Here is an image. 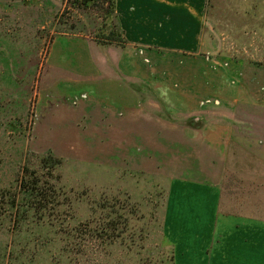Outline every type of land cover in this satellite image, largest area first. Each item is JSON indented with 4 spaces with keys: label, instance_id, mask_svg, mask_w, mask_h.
Listing matches in <instances>:
<instances>
[{
    "label": "rangeland",
    "instance_id": "rangeland-1",
    "mask_svg": "<svg viewBox=\"0 0 264 264\" xmlns=\"http://www.w3.org/2000/svg\"><path fill=\"white\" fill-rule=\"evenodd\" d=\"M102 21L68 0H0V264H186L170 226L166 232L169 181L151 160L154 150L145 141L105 137L99 128L92 133L89 120L72 111L87 77H71L82 84L75 88L61 83L67 72L51 61L50 52H72L54 45L58 34L94 41L107 29ZM203 22L198 58L169 55L159 66L180 84L194 79L190 67L199 68L204 100L239 87L236 104H211L202 113L234 130L221 209L264 219V0H207ZM27 173L39 176L48 195L36 212L19 190ZM102 206L118 211V237L108 242L88 236L107 219ZM223 222L217 226L213 211L190 221L196 235L188 240L189 264L240 263L224 251L241 242L226 239Z\"/></svg>",
    "mask_w": 264,
    "mask_h": 264
},
{
    "label": "crops",
    "instance_id": "crops-1",
    "mask_svg": "<svg viewBox=\"0 0 264 264\" xmlns=\"http://www.w3.org/2000/svg\"><path fill=\"white\" fill-rule=\"evenodd\" d=\"M206 7L207 0H117L124 46L109 45V50L103 51L95 39L60 33L54 45L62 42L72 52L63 50L57 58L52 52L49 55L67 72L59 82L75 88L82 84L71 77H87L82 83L88 88H81L78 108L72 111L76 118L89 120L92 133L99 128L105 137L145 141L142 145L154 150L151 160L169 181L166 232L170 226L177 238L175 252L182 253L186 264L191 256L188 240L196 235L188 228L190 221L205 219L212 211L217 226L223 218L226 239L241 242V247L233 244L224 249L225 253L240 260L237 264H264V219L226 213L220 208L233 126L202 113L210 111L211 104H236L239 87L231 86L227 92L232 93L220 95L222 99L216 97L217 91L204 100L207 96H202L201 84L197 83L199 68L190 67L194 79L180 84L165 78L168 74L159 66V61L170 59L169 55L198 58ZM162 108L184 116L171 120ZM145 163H149L147 159Z\"/></svg>",
    "mask_w": 264,
    "mask_h": 264
},
{
    "label": "trees",
    "instance_id": "trees-1",
    "mask_svg": "<svg viewBox=\"0 0 264 264\" xmlns=\"http://www.w3.org/2000/svg\"><path fill=\"white\" fill-rule=\"evenodd\" d=\"M68 4L80 12L95 14L103 20L102 24H104L107 29H101L95 36V40L98 43L102 45H125L126 39L117 12V0H68ZM56 162L60 163L61 161L57 160ZM39 181V176H30L27 173L23 175L19 184V190L24 193V202H27L28 206L35 212L40 210V208L44 209L45 207H43V205L39 206V203L48 200L46 199L48 195L46 192H43L45 189L41 187L42 185H40ZM101 208L106 212L107 219L102 225L90 229L88 236L98 240L103 239L108 242L109 239H116L118 237L115 234L118 229L116 226L118 211L108 206H102ZM221 211L223 210L221 209ZM124 222L127 224L128 219ZM173 257L175 262L174 253Z\"/></svg>",
    "mask_w": 264,
    "mask_h": 264
}]
</instances>
